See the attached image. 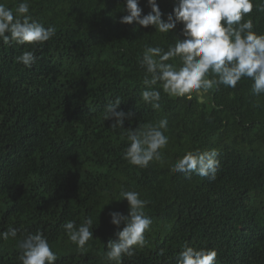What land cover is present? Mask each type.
I'll list each match as a JSON object with an SVG mask.
<instances>
[{
    "label": "trees",
    "instance_id": "trees-1",
    "mask_svg": "<svg viewBox=\"0 0 264 264\" xmlns=\"http://www.w3.org/2000/svg\"><path fill=\"white\" fill-rule=\"evenodd\" d=\"M21 0H0L15 9ZM30 14L56 34L45 44L4 46L0 42V264H20L18 240L40 231L57 255L55 264H108L107 244L118 239L113 211L128 214L120 190L147 200L152 219L148 243L123 264H176L185 244L215 249L216 264H264V94L254 95L250 78L235 88L221 85L200 96L169 98L161 108L141 100L144 71L137 63L146 45L165 49L183 39V25L169 34L120 23L124 0H28ZM167 15L175 0H157ZM253 31L264 35V0H253ZM143 14L151 9L140 0ZM35 50L33 68L16 62ZM119 97L134 115L111 128L106 105ZM166 118L169 143L163 161L147 168L124 159V133ZM215 149L217 178L172 174L187 151ZM94 221L83 250L61 227Z\"/></svg>",
    "mask_w": 264,
    "mask_h": 264
},
{
    "label": "clouds",
    "instance_id": "clouds-1",
    "mask_svg": "<svg viewBox=\"0 0 264 264\" xmlns=\"http://www.w3.org/2000/svg\"><path fill=\"white\" fill-rule=\"evenodd\" d=\"M150 11L143 14L140 0H124L123 11L127 14L120 23L134 22L156 32L169 34L178 24L183 25V39L176 38L175 44L167 48L146 45L137 63L144 71L140 93L141 100L155 110L161 108V90L169 98L203 96L210 90H218L221 85L235 88L242 78H250L252 93L264 94V35L253 31V20L245 16L253 12V0H175L173 12L163 18L157 0H147ZM264 10V8H258ZM56 34L54 26L45 27L30 14L28 0H21L12 9L0 3V42L4 46L43 45ZM17 63L31 69L37 63L35 50H25L17 56ZM122 101L117 97L110 101L104 111V119L113 121L111 128H124L126 119L134 113L120 109ZM168 127L166 118L157 123L139 125L127 129V145L124 159L133 166L147 168L152 161H163L161 149L169 143L164 134ZM219 153L210 151H187L171 165L172 174L193 173L215 181L219 170ZM127 200L128 214L118 211L110 213L111 223L117 228L118 239L110 240L104 259L108 264H123L124 257H132L136 250L148 243L146 233L151 231L152 219L146 215L147 200L140 198L136 191L120 190L116 201ZM68 239L83 250L93 238L94 221L89 216L79 225L68 220L61 226ZM19 229L8 227L0 231V239H17ZM21 254L20 264H55L56 253L48 239L40 231L29 233L18 240ZM215 249H197L185 244L176 257V264H216Z\"/></svg>",
    "mask_w": 264,
    "mask_h": 264
},
{
    "label": "water",
    "instance_id": "water-1",
    "mask_svg": "<svg viewBox=\"0 0 264 264\" xmlns=\"http://www.w3.org/2000/svg\"><path fill=\"white\" fill-rule=\"evenodd\" d=\"M203 100H204V97H201V96H200V101H203Z\"/></svg>",
    "mask_w": 264,
    "mask_h": 264
}]
</instances>
